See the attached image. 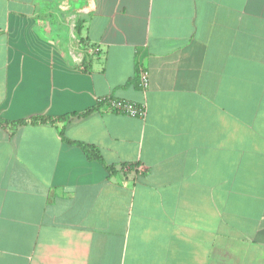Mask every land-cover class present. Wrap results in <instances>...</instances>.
<instances>
[{"label": "crops", "instance_id": "0c3cea01", "mask_svg": "<svg viewBox=\"0 0 264 264\" xmlns=\"http://www.w3.org/2000/svg\"><path fill=\"white\" fill-rule=\"evenodd\" d=\"M99 102L0 127V264H264V0H0V119Z\"/></svg>", "mask_w": 264, "mask_h": 264}, {"label": "trees", "instance_id": "16d2710c", "mask_svg": "<svg viewBox=\"0 0 264 264\" xmlns=\"http://www.w3.org/2000/svg\"><path fill=\"white\" fill-rule=\"evenodd\" d=\"M103 104H104L103 102H99L98 106L94 109H90V110L83 112V113H77V114L74 113V114L64 115V116L57 117V118L36 117V118H31L29 120H22V121H17V122H5V121L0 119V127L7 129L8 132L10 134H12L14 131H16V129H19L20 127H23L26 125H32L33 126V125H37V124H47V123L51 124V125H55L58 123H67V122H70L74 119L86 116L94 110L96 111L97 109H100L101 106H103ZM113 111H115V110H113ZM58 133H59V137L62 140V142L66 143L68 145H73V146L80 148V150L84 153V155L86 156L88 161L97 162V163L103 165V167L108 172L113 171L114 168L112 166H108L105 164V162L101 156L100 151L95 146L89 145V144H86L83 142L71 141V140L67 139L65 137L64 128L59 129ZM124 166L125 165H122V167H124ZM126 166H128L130 168V170H135L137 167L135 164H129Z\"/></svg>", "mask_w": 264, "mask_h": 264}, {"label": "built area", "instance_id": "2783aa9c", "mask_svg": "<svg viewBox=\"0 0 264 264\" xmlns=\"http://www.w3.org/2000/svg\"><path fill=\"white\" fill-rule=\"evenodd\" d=\"M141 76H142L143 81L145 82L146 73L142 72ZM111 108L117 112L125 113V114L131 115V116L143 114L142 110H138L133 105L126 104V103L114 102L111 104Z\"/></svg>", "mask_w": 264, "mask_h": 264}]
</instances>
